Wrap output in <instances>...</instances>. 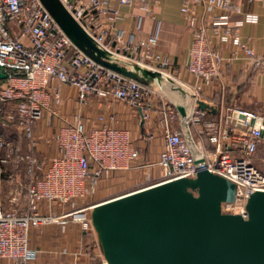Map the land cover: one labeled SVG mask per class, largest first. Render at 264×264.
Masks as SVG:
<instances>
[{
	"label": "built area",
	"instance_id": "2783aa9c",
	"mask_svg": "<svg viewBox=\"0 0 264 264\" xmlns=\"http://www.w3.org/2000/svg\"><path fill=\"white\" fill-rule=\"evenodd\" d=\"M60 1L99 47L120 63L137 64L165 74L169 60L157 53V36L145 37L141 26L135 34L118 26L122 7L139 4L149 13L159 0ZM181 1V13L193 33L187 65L190 74L197 79L216 78L227 59L252 61L256 68L264 69V47L259 55L251 40L245 41L242 35L245 25L259 22L258 14L244 11L237 0ZM198 7L203 8L202 14L197 13ZM225 46L232 48L229 58L221 51L220 47ZM0 69L6 74L5 79H0V102L13 106L0 124L7 128L10 123H18L30 140L27 154L20 157L27 163L30 177L25 212L4 207V177L0 168V262L28 264L39 254L30 242L33 229L65 225L71 219L83 231L95 234L90 212L96 204L79 207L78 201L94 195L100 180L132 169L140 157L131 133L113 124L117 121L115 116H110V125L100 116L99 123L90 129L81 114L72 120L62 116L63 97L58 89H50L51 83L75 88L81 104L91 95L127 103L140 115L144 130L141 139L145 142L155 137L145 126L151 120L157 87L143 85L96 63L74 45L40 0H0ZM45 111L62 116L64 125L56 135L58 156L46 167L43 177L37 179L41 165L35 156L34 127ZM239 113L245 116L240 120L243 129L235 124L227 127L208 123L205 130L198 131L205 114L199 107L182 121L180 129L171 128L178 114L167 109L164 145L154 164L162 175L159 179L147 175L144 186L138 190L209 170L236 185V200L223 203L222 212L246 218L247 199L253 192L264 190V172L252 159L263 139L264 117ZM205 136L212 150L201 144ZM0 149L6 152L1 160L6 164L14 154V145L4 133H0ZM42 202L46 203L47 213L41 210ZM68 205L73 206L71 211L54 212L55 207ZM103 264H107L105 260Z\"/></svg>",
	"mask_w": 264,
	"mask_h": 264
},
{
	"label": "crops",
	"instance_id": "0c3cea01",
	"mask_svg": "<svg viewBox=\"0 0 264 264\" xmlns=\"http://www.w3.org/2000/svg\"><path fill=\"white\" fill-rule=\"evenodd\" d=\"M236 2L243 7L244 11L255 13L259 16L257 24H247L243 27L242 35L245 41L251 40V46L261 55L264 47V0H237ZM181 5V0H159L151 7L149 13H146L139 4L131 7H122L121 20L118 23V26L125 29L129 34L137 33V28L141 26L145 37L156 35L158 39L157 53L169 60V66L163 76L170 79L172 76L175 78L174 81L176 83L182 84L188 89L187 91L181 90L177 92L181 93L178 95L171 91L172 89L173 91L177 89L172 86L171 90H169L170 93L167 92V87L164 84L167 80H164L163 83H161L162 81L153 83L157 87V93L153 97L154 105L151 120L146 124L145 130L153 133L159 139L147 147V155L150 157L151 163H140V152V157L134 162L132 169L146 168L144 167L146 164H151L149 167L159 169L161 175L162 170L154 164L158 161L164 145V121L167 109H174L178 114L177 119L171 123L172 129H180L182 121L194 114L196 108L199 107L200 101L206 103L209 107L206 110L200 109L205 114L198 125V131L205 130V124L208 123H216L227 127L235 124L238 128L243 129L240 122L242 118L239 116L236 118V123H232L233 114L236 112L240 115L239 111L255 113L264 117V69L256 68L252 61H230L227 59L219 75L213 79H197L188 72L187 65L189 62V51L193 43V33L185 16L181 13ZM197 13L202 14L203 8L198 7ZM220 48L226 58L231 56V47ZM171 80L174 82L173 79ZM50 89H58L62 94L61 115L67 120H72L75 115L81 114L86 127L90 129L99 123L98 118L100 116L105 117L107 125L112 123L109 120L110 116H115L117 121L113 124L128 130L136 147L141 151L145 143L141 139L144 130L140 122V115L130 105L117 101L112 97L100 98L96 95L89 96L87 102L81 104L78 98V91L69 85L52 82ZM76 101L81 108L77 107ZM177 103L185 107L186 117H182L177 110L175 105ZM12 108V104L0 102V122L5 119L6 114ZM61 118L54 116L51 111H45L43 118L34 127L37 139L35 156L39 162L40 158L47 160L44 162L46 166L39 169L42 172L39 176V170L37 171V179L43 177L46 167L58 156L56 135L64 125V120ZM13 127H16L19 130L18 135L21 134L26 140V150L21 156H25L30 147V140L19 129L18 123H10L7 128H3L0 124V133H4L14 145V154L6 164L10 163L14 155L19 156V149L15 147L14 135L12 133L9 134L13 131ZM50 128L52 131L55 129V133H52V135H49ZM201 141L203 146L212 150L206 136ZM236 155L241 156L242 154L237 153ZM5 156L6 152L0 149V168L2 167L3 169L4 181L6 178L4 166L6 164H3L1 160ZM252 159L254 164L264 172V138ZM23 163L26 165L28 183L30 180L28 165L26 162ZM148 175L153 176L152 178L154 179L161 177V175L157 178L155 175ZM89 197L91 196L79 200L77 205L79 206L80 201ZM72 208L73 206L70 205L61 208L55 207L54 212L59 214L66 213L71 211ZM41 210L44 213L48 212L46 203H41ZM93 234L83 231L81 225L71 219L65 225L52 224L33 229L30 233V242L31 246L37 249L39 254L35 261L28 264H103L104 257L98 238H94ZM35 239H37V243H35ZM0 264L16 263L10 260H3Z\"/></svg>",
	"mask_w": 264,
	"mask_h": 264
},
{
	"label": "water",
	"instance_id": "95a60500",
	"mask_svg": "<svg viewBox=\"0 0 264 264\" xmlns=\"http://www.w3.org/2000/svg\"><path fill=\"white\" fill-rule=\"evenodd\" d=\"M74 45L96 63L143 85L170 80L122 64L90 37L60 0H40ZM0 69V79H5ZM182 117L187 113L175 104ZM209 106L200 101L199 108ZM243 114H233L232 123ZM240 125V124H238ZM245 128V126H242ZM264 138V132H263ZM236 185L209 170L96 204L91 222L107 264H264V190L246 201V218L225 214Z\"/></svg>",
	"mask_w": 264,
	"mask_h": 264
},
{
	"label": "rangeland",
	"instance_id": "374dc122",
	"mask_svg": "<svg viewBox=\"0 0 264 264\" xmlns=\"http://www.w3.org/2000/svg\"><path fill=\"white\" fill-rule=\"evenodd\" d=\"M171 79H173L174 81L175 78L171 76ZM164 84L167 87L168 93H170L169 90H171L172 87L177 88L174 91L173 89L171 90L176 94L181 90L183 91L188 90L186 86L182 84H178L176 83V81L172 82L167 79V81H165ZM180 94L178 93V95ZM173 98L174 100H176L175 97ZM76 104H78L77 101ZM77 107L81 108L79 104L77 105ZM13 128H12L13 131H11L9 134L12 133L14 135L15 147H18L19 149V156L14 155L10 163L4 166L6 178L3 185V204L6 209H17L19 212H23L24 210H26V200H25L26 183L29 178L26 173V165L23 163V161H21L20 157L21 155L24 154V151L26 150V140H24L21 134L18 135L19 130H17L16 127ZM52 133H55V129L52 131V129L50 128L49 135H52ZM157 139L159 138L155 137L152 141L150 142L146 141L145 142L146 144L144 143V146L140 151L141 152L140 163H146V162L151 163L150 161L151 159L147 155V147H149L150 144L152 143L154 144L157 141ZM46 161L47 160H43L40 158L41 168L46 166V163H44ZM41 173H42L41 170H39L38 176ZM148 174L155 175V177L157 178L161 175V172L159 169L155 167H146V168L131 169L128 171H119L113 174L109 178L102 179L98 184L96 193L91 197L80 201L79 207H85L88 205L97 204L127 194L129 192L138 190L139 188L144 186V180ZM93 235L94 238H97L96 233ZM35 243H37V239H35Z\"/></svg>",
	"mask_w": 264,
	"mask_h": 264
},
{
	"label": "bare ground",
	"instance_id": "6f19581e",
	"mask_svg": "<svg viewBox=\"0 0 264 264\" xmlns=\"http://www.w3.org/2000/svg\"><path fill=\"white\" fill-rule=\"evenodd\" d=\"M176 92V91H175ZM178 94V93H177Z\"/></svg>",
	"mask_w": 264,
	"mask_h": 264
}]
</instances>
